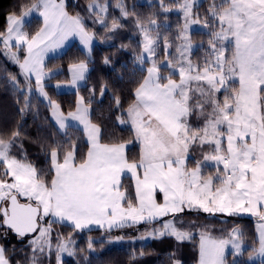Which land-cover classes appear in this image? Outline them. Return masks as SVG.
<instances>
[{
    "label": "snow or ice",
    "instance_id": "obj_1",
    "mask_svg": "<svg viewBox=\"0 0 264 264\" xmlns=\"http://www.w3.org/2000/svg\"><path fill=\"white\" fill-rule=\"evenodd\" d=\"M196 5L197 0H172L170 4L160 0L165 13L176 10L183 20L178 26L179 43L174 57L169 51L171 41L163 37V62L157 59L161 37L154 18L144 23L135 12L128 11L123 0H116L120 17H112L109 23L108 10L112 5L107 0H92L87 5L89 17H95L93 23L105 30L101 42L112 39L110 34L125 27L122 19L134 17L142 36L141 52L134 59L141 66L146 56L150 61L127 108L128 120L117 117L121 124H131L140 145L139 160L131 161L125 143L101 142L102 128L90 118L95 88L89 89L87 98L79 94L80 83L88 72L86 61L69 68L68 86L76 89L74 110L65 114L45 91L44 79L57 74L46 70L44 62L49 53L62 48L74 36L91 52L97 34L88 29L84 17L70 14L66 0H31L21 6L19 15L7 16L0 43L4 55L19 67V73L8 74V81L23 97L20 114L34 107L31 94L35 77V90L47 101L58 131L68 136L70 128L82 126L88 143L87 152L78 161L75 141L53 142L46 153L50 168L42 173L12 154L13 148L23 150L19 126L0 133V227L6 226L21 239L39 233L29 241L30 264H39L40 256L51 254L53 223L67 222L79 231L95 225L111 232L140 223L154 225L171 215L173 219L146 230L140 238L172 237L183 242L193 239L192 231L185 229L183 222L178 226L176 221L185 210L256 217L258 237L247 249V258L264 264V0H212L203 21L194 11ZM33 13H38L43 24L29 34L24 27ZM193 25L209 29L202 62L191 58L195 47L190 35ZM203 46L201 42L199 47ZM21 51L25 53L23 58ZM229 51L231 54L226 55ZM103 63L111 61L104 57ZM162 67L167 69V75L162 74ZM176 75L178 80L173 78ZM106 90L102 84L101 97ZM115 103L120 106L119 97ZM193 114L203 118L201 126L190 123ZM193 147L201 149L202 159L193 160L194 166H189ZM205 148L208 151H203ZM205 169L212 171L205 174ZM124 173H130L134 181V197L123 189ZM48 175L50 181L46 179ZM157 191L163 194V203L157 201ZM20 197L27 202L20 203ZM49 216L54 219L44 226L41 222ZM192 227L196 225L190 224ZM93 243L89 238V250ZM74 245L71 237H57V264L63 253L75 255ZM229 248L232 264H237L236 258L246 250L244 232L239 227L228 230L226 238H217L202 226L199 264H227ZM5 251L0 246V264H11ZM139 255L144 256L145 252L141 250ZM132 259H136L135 253Z\"/></svg>",
    "mask_w": 264,
    "mask_h": 264
},
{
    "label": "trees",
    "instance_id": "obj_2",
    "mask_svg": "<svg viewBox=\"0 0 264 264\" xmlns=\"http://www.w3.org/2000/svg\"><path fill=\"white\" fill-rule=\"evenodd\" d=\"M31 0H0V31L6 27V18L9 14H20L21 6L30 3ZM92 0H66L67 9L70 14L80 13L84 17L86 26L90 31L97 34V38L93 41V49L90 59L87 60L79 49L77 43H73L61 56L50 58L45 62L46 70L59 69L60 73L46 81L49 83H67V68L78 63L81 60L87 62L89 73L83 87L79 88V94L85 98L89 97V89L95 88V97L91 107V120L93 123L100 125L102 128L101 142L106 144L125 143L127 144L126 155L128 159L139 160L140 151L138 145L134 141L133 132L128 125H121L117 117L125 120V112L132 103L134 90L146 75L144 69L150 66L146 61L142 66L139 65L134 57L141 52L142 36L135 26V18L130 16L122 19L125 25L122 29L112 35V39L100 41V37L106 35L105 30L98 24L93 23L95 17H89L87 5ZM103 3L104 0H101ZM129 12H135L136 16L144 23L149 18H154L159 27L161 37L160 47L157 49V59L161 62L165 57L162 51L163 37L167 36L172 43L170 53L175 50L178 34V26L183 23L179 14L174 10L165 13L160 7V0H123ZM217 2V0H216ZM112 5L108 10V21L111 22L112 17H120V10L115 7L116 0H107ZM165 4L172 3V0H164ZM212 0H203L201 4L195 7L194 11L203 19L207 16V10ZM166 25V27H164ZM41 27L38 18L30 19L24 27V31L34 34ZM209 29L202 27L190 33L193 44L197 45L191 54L193 61L202 62L205 56V50L208 48ZM153 36L156 32L152 33ZM203 42V48L199 45ZM123 46V47H122ZM15 51V50H14ZM230 53V51H229ZM24 52H20L21 58ZM231 54V53H230ZM104 57H108L110 64H104ZM19 73V67L4 55L3 44L0 43V133L8 132L19 126L22 133L21 140L23 150L13 148L12 154L18 159L25 160L33 164L42 173H47L50 168L49 157L46 155L48 149L53 142L67 144L70 140L77 144L78 161L87 152L88 146L83 139V134L74 128H70L68 136L56 130L49 118V112L46 105L39 99L35 92L33 82V91L31 94V102L34 107L21 115L19 109L23 104V97L19 92L15 91L8 81V74ZM162 74L167 75V69L162 67ZM179 79L178 75L173 77ZM23 83V77L20 78ZM102 84L107 86V90L101 97L100 87ZM45 91L55 101H57L65 114L74 110L76 93L56 94L52 88L46 86ZM119 97L120 106L117 107L115 98ZM20 103H17V100ZM193 126H201L203 118H198L193 114L190 118ZM203 151H208L207 148ZM192 159L189 166L193 165V160L202 159V151L199 147H193L191 150ZM211 169H205L208 174ZM50 181L51 177H46ZM123 189H127L128 195L133 197L131 181L128 178L122 179ZM122 189V190H123ZM24 203V201L19 200ZM173 219L172 216L166 217L154 225L139 224L134 227H125L111 230H89L79 231L65 225L52 224V230L55 234L63 238H69L75 242V255L68 256L61 260L60 264H197L199 252V239L197 234L198 226H205L207 231L214 237H227L228 230L239 227L244 232L245 252L242 256L237 257V264H259L248 261L247 249L250 248L255 237L256 219L231 216L222 214L210 215L197 211H187L176 217L178 226L183 222L184 228L191 230L193 239L187 242H177L172 237H164L160 239H150L143 241L140 237L146 233V230L152 227H160L164 220ZM3 218L0 215V224ZM222 221H225L222 223ZM190 224L196 227L189 228ZM116 237H123L122 240H116ZM15 236L5 226L0 227V246L5 248L6 258L11 264H30L28 258V247L25 246V240ZM89 238L93 241V249L89 250L87 243ZM83 249V251H81ZM145 252L144 256H140V251ZM136 259L133 260V254ZM233 256L228 253L227 264H232ZM39 264H57L54 255L49 258H40Z\"/></svg>",
    "mask_w": 264,
    "mask_h": 264
},
{
    "label": "crops",
    "instance_id": "obj_3",
    "mask_svg": "<svg viewBox=\"0 0 264 264\" xmlns=\"http://www.w3.org/2000/svg\"><path fill=\"white\" fill-rule=\"evenodd\" d=\"M35 17L38 18V19L40 20V22H41V26H42V24H43V20H42V18L38 15V13H33V14H32V17L26 20V23H27L30 19L35 18ZM26 23H25V24H26ZM73 43H77V45H78L79 49L81 50V52L84 54V56L86 57V59L89 60V59H90L91 52H92V49H93L94 42H93V44H92L91 52L89 53L88 50H87V49H86V48L80 43L79 38L74 36V37H70L67 41H65V44H64V46H63L62 48L56 50L55 52L49 53V54L46 56V58H45V62H46L48 59H50V58H56V57L61 56V55H62V54H63V53H64V52H65V51H66V50H67V49L73 44ZM22 47H23V46H22ZM45 62H44V63H45ZM69 68H70V66L67 68L68 82H67V83H59V84H67V85H62V87L58 89V88L55 87V85H57L58 83H49V84H46V81H48L49 78H45L44 81H43V82H45V83H44V84H45V87L48 86V87L52 88L53 91H54L56 94H71V93H76V89H75V88L68 86V85H69V82H70V80H71V73H70V71H69ZM89 70H90V69H89V67H88V72L86 73V78H87V75H88V73H89ZM52 72H56L57 74L54 75V76H52L51 78L57 76V75L60 73V70H59V69H55V70H53ZM51 78H50V79H51ZM34 80H35V77H33V81H34ZM85 82H86V80L83 81V82H81L79 88L83 87L84 84H85ZM38 97H39V96H38ZM39 99H40V98H39ZM40 100H41V101L46 105V107L48 108L50 121H51V123L53 124V126L56 128V130L58 131V126L55 124L54 119H53L52 116H51L50 108L47 106V103L45 102V100H44L42 97H41ZM75 102H76V101H75ZM127 120H128V117H127V110H126V112H125V121H127ZM123 125H128V126L131 128V130H132V127H131V124H130V123H124ZM72 128L79 130V131L83 134V139H84L85 143H86L87 146H88L87 138H86V136H85L84 133H83L82 126H76V127H72ZM132 132H133V131H132ZM60 133H61V132H60ZM133 137H134V141H135L134 133H133ZM135 143L138 145V147H139V151H140V145H139V143H137L136 141H135ZM126 150H127V144H126L125 152H126ZM189 161H190V160H189ZM188 163H189V162H188ZM123 178H128V179H130V181H131V185H132L133 197H134V194H135V193H134V186H133V185H134V181H133L132 178H131V174H130V173H124V174H122L121 180H122ZM155 195H156V199H157V201L160 202V203H163V194L160 193L159 191H157ZM23 201H24V203L27 202V200H26L25 198H23ZM21 203H22V202H21ZM187 211H188V210H187ZM202 213H203V212H202ZM205 214H208V213H205ZM222 215H223V214H222ZM170 216H171V215H169L168 217H170ZM164 218H166V217H164ZM164 218H161L159 221L163 220ZM48 219H49V221H51V220H53L54 218L51 217V216H49ZM56 224H59V225H65V226L71 227L67 222H63V223H61V222H56ZM140 224H143V223H140ZM138 225H139V224H138ZM71 228H72V227H71ZM114 229H118V228H114ZM114 229H112V230H114ZM89 230H104V229H100L99 227L93 225V226H90L89 229H85V230H83V231H89ZM255 237H256V238L258 237L257 226L255 227ZM187 241H189V240H185V241H183V242H187ZM199 243H200V239H199ZM254 262L259 263V261H254ZM197 264H199V252H198V261H197Z\"/></svg>",
    "mask_w": 264,
    "mask_h": 264
},
{
    "label": "rangeland",
    "instance_id": "obj_4",
    "mask_svg": "<svg viewBox=\"0 0 264 264\" xmlns=\"http://www.w3.org/2000/svg\"><path fill=\"white\" fill-rule=\"evenodd\" d=\"M203 0H197V5H196V7L197 6H199L200 4H201V2H202ZM140 2H142V0H140ZM216 3H220V0H217V2ZM177 14H179L180 15V17H181V20H182V16H181V13H179L178 11H176V10H174ZM32 17V16H31ZM30 17V18H31ZM29 19V18H28ZM183 21V20H182ZM164 27H166V25L164 26ZM202 28V25H193L191 28H190V33L192 32V31H194V30H199V29H201ZM14 43V42H13ZM179 43V42H178ZM195 45V44H194ZM197 47V45H195V47L193 48V51L195 50V48ZM15 50V48H13V51ZM162 51H163V55H164V57H165V54H164V49H163V45H162ZM170 51V50H169ZM192 51V52H193ZM176 55V53H175V50H174V52L172 53V56L174 57ZM226 55H230V53L228 52V53H226ZM9 58V57H8ZM9 60L10 61H12L10 58H9ZM146 61H149L148 59H147V56L145 57V62ZM149 63H150V61H149ZM34 82V81H33ZM43 83H45V82H43ZM45 85V84H44ZM61 85H67V84H61ZM35 92H36V90H35ZM37 93V95L39 96V94H38V92H36ZM39 98L41 99V97L39 96ZM220 98L222 99L223 98V93H220ZM46 103H47V101H45ZM122 125V124H121ZM19 200H21V201H23V197H20L19 198ZM6 206V205H5ZM224 215V214H223ZM239 217H247V218H254V219H256V221H257V218L256 217H253V216H251V215H249V214H246V213H244V214H240V215H238ZM44 226H47L48 225V223H49V219H48V217H45L44 218V220L41 222ZM257 223H258V221H257ZM257 223H256V226H257ZM205 227V226H204ZM201 228H202V226H198L197 227V234L200 236V231H201ZM187 229V228H186ZM39 233L37 232V233H35L33 236H30L29 238H27L26 240H25V246H27L28 247V254H29V256H28V258L31 260V258H32V249H31V246H30V244H29V241L30 240H32L35 236H37ZM58 236H60V235H58V234H55L54 232H53V230H52V232H51V240H52V252H51V254L50 255H54L55 256V259H56V261H57V255H56V243H57V237ZM60 237H62V236H60ZM63 238V237H62ZM64 239H67V238H64ZM150 239H152V238H149V239H143V241H148V240H150ZM93 241V240H92ZM93 242H95V241H93ZM228 253H231V249L229 248L228 249ZM50 255H48L47 253L45 254V255H43V256H40L39 257V259L40 258H49L50 257ZM69 255L67 254V253H63L62 255H61V260L62 259H64V258H67ZM251 262H254V261H251ZM180 264V263H179Z\"/></svg>",
    "mask_w": 264,
    "mask_h": 264
},
{
    "label": "water",
    "instance_id": "obj_5",
    "mask_svg": "<svg viewBox=\"0 0 264 264\" xmlns=\"http://www.w3.org/2000/svg\"><path fill=\"white\" fill-rule=\"evenodd\" d=\"M21 203V202H20ZM2 218H3V216H2ZM6 227V226H5ZM7 228V227H6ZM8 229V228H7ZM8 230H10V229H8ZM11 231V230H10ZM15 236H17L13 231H11ZM35 233H32V234H28V235H26L25 237H30V236H33ZM18 237V236H17ZM24 237V238H25Z\"/></svg>",
    "mask_w": 264,
    "mask_h": 264
}]
</instances>
